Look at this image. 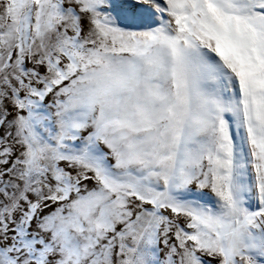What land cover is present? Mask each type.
<instances>
[{
	"label": "snow or ice",
	"instance_id": "obj_1",
	"mask_svg": "<svg viewBox=\"0 0 264 264\" xmlns=\"http://www.w3.org/2000/svg\"><path fill=\"white\" fill-rule=\"evenodd\" d=\"M0 264H264V0H0Z\"/></svg>",
	"mask_w": 264,
	"mask_h": 264
}]
</instances>
